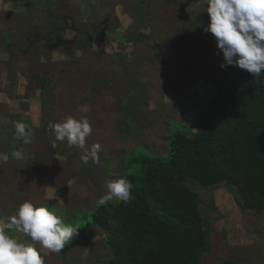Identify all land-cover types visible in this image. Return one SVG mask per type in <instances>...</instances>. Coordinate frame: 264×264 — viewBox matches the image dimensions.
I'll return each instance as SVG.
<instances>
[{"label": "rangeland", "instance_id": "1", "mask_svg": "<svg viewBox=\"0 0 264 264\" xmlns=\"http://www.w3.org/2000/svg\"><path fill=\"white\" fill-rule=\"evenodd\" d=\"M263 47L264 0H0V264H107L76 219L118 202L129 162L197 134L214 84ZM179 184L200 264H264V198Z\"/></svg>", "mask_w": 264, "mask_h": 264}, {"label": "trees", "instance_id": "2", "mask_svg": "<svg viewBox=\"0 0 264 264\" xmlns=\"http://www.w3.org/2000/svg\"><path fill=\"white\" fill-rule=\"evenodd\" d=\"M259 54L257 66L214 84L197 134L171 136L166 157L129 162L118 202H101L76 219L105 234L107 264H200L205 237L195 197L179 184L186 178L205 186L225 179L248 202L264 198V47ZM194 163L204 166L201 174Z\"/></svg>", "mask_w": 264, "mask_h": 264}, {"label": "crops", "instance_id": "3", "mask_svg": "<svg viewBox=\"0 0 264 264\" xmlns=\"http://www.w3.org/2000/svg\"><path fill=\"white\" fill-rule=\"evenodd\" d=\"M110 26H111V23H110Z\"/></svg>", "mask_w": 264, "mask_h": 264}]
</instances>
